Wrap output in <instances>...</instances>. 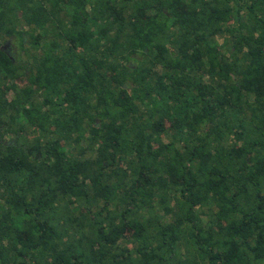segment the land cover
Segmentation results:
<instances>
[{
  "label": "trees",
  "instance_id": "16d2710c",
  "mask_svg": "<svg viewBox=\"0 0 264 264\" xmlns=\"http://www.w3.org/2000/svg\"><path fill=\"white\" fill-rule=\"evenodd\" d=\"M0 264H264V0H0Z\"/></svg>",
  "mask_w": 264,
  "mask_h": 264
},
{
  "label": "flooded vegetation",
  "instance_id": "af4514ba",
  "mask_svg": "<svg viewBox=\"0 0 264 264\" xmlns=\"http://www.w3.org/2000/svg\"><path fill=\"white\" fill-rule=\"evenodd\" d=\"M9 42L7 44H5L4 46H2L3 49H7V52L10 53L11 52V46L8 45Z\"/></svg>",
  "mask_w": 264,
  "mask_h": 264
},
{
  "label": "rangeland",
  "instance_id": "374dc122",
  "mask_svg": "<svg viewBox=\"0 0 264 264\" xmlns=\"http://www.w3.org/2000/svg\"><path fill=\"white\" fill-rule=\"evenodd\" d=\"M11 49H12V50H13V49H16V47H15V46H12Z\"/></svg>",
  "mask_w": 264,
  "mask_h": 264
}]
</instances>
